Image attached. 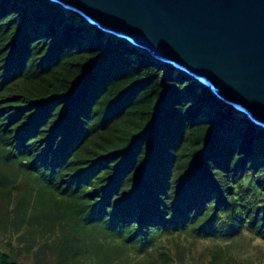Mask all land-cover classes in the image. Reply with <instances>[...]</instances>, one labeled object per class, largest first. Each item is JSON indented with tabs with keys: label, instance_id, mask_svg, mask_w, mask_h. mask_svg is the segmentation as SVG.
Returning <instances> with one entry per match:
<instances>
[{
	"label": "trees",
	"instance_id": "trees-1",
	"mask_svg": "<svg viewBox=\"0 0 264 264\" xmlns=\"http://www.w3.org/2000/svg\"><path fill=\"white\" fill-rule=\"evenodd\" d=\"M175 70L48 0H0V264H190L211 233L205 264H245L229 243L264 244V130Z\"/></svg>",
	"mask_w": 264,
	"mask_h": 264
},
{
	"label": "water",
	"instance_id": "water-1",
	"mask_svg": "<svg viewBox=\"0 0 264 264\" xmlns=\"http://www.w3.org/2000/svg\"><path fill=\"white\" fill-rule=\"evenodd\" d=\"M174 65L264 128V0H51Z\"/></svg>",
	"mask_w": 264,
	"mask_h": 264
},
{
	"label": "rangeland",
	"instance_id": "rangeland-1",
	"mask_svg": "<svg viewBox=\"0 0 264 264\" xmlns=\"http://www.w3.org/2000/svg\"><path fill=\"white\" fill-rule=\"evenodd\" d=\"M55 4L59 5V8H61L60 4L58 3H55ZM175 71H177V69ZM244 117L247 119L245 115ZM23 232L24 231L21 228L20 230H17L15 234H17L18 236H21ZM213 234L214 233L209 234V238H206V239L196 238L194 235H190L189 237H187L190 243V245L187 247L188 253L190 251L193 253L190 264L207 263L205 259L206 258L208 259L209 255L207 253H203V251H205L207 246H210L212 243H214L213 240L215 241V239L211 237V235L213 236ZM212 238L213 240H211ZM177 240L185 242V244L188 245V242L186 241V237L184 236L177 238ZM18 243L21 244V242H18ZM162 243L168 246L169 248L173 247V242L168 241L167 239L163 240ZM222 243H223V246L225 247L226 244L224 242ZM229 245L230 247L228 251L231 252V249H233V257L236 256V259L238 262L245 263V264H264V244L260 242L259 240L255 239L254 237L244 236L242 240L237 241V243L235 242L229 243ZM48 253L49 252H47V254ZM171 253L173 252H170V254ZM18 260L20 261L21 264H34V251L32 250L30 252H27L22 249L21 253L18 255Z\"/></svg>",
	"mask_w": 264,
	"mask_h": 264
},
{
	"label": "clouds",
	"instance_id": "clouds-1",
	"mask_svg": "<svg viewBox=\"0 0 264 264\" xmlns=\"http://www.w3.org/2000/svg\"><path fill=\"white\" fill-rule=\"evenodd\" d=\"M48 1H50V2H52L51 0H48ZM52 3H57V2H52ZM59 4V3H58ZM61 5V4H60ZM61 8L63 9V10H67V8L66 7H64V6H62L61 5ZM67 11H69V10H67ZM70 12H74V13H76V14H78L79 16H81L83 19H84V17L82 16V15H80L79 13H77V12H75V11H70ZM87 23H89L90 25H94V24H91L89 21H87L86 19H84ZM94 26H96V25H94ZM96 27H98V26H96ZM99 28V27H98ZM101 29V28H100ZM102 30V29H101ZM102 31H104V30H102ZM105 32V31H104ZM105 33H107V32H105ZM108 34H110V33H108ZM110 35H112V36H114V37H118V36H116V35H113V34H110ZM118 38H120V39H123L124 41H126V42H128V43H130L129 41H127L126 39H124V38H121V37H118ZM130 44H132V45H134L133 43H130ZM136 46V45H135ZM137 47H139V46H137ZM141 48V47H140ZM142 49V48H141ZM144 50V49H143ZM147 52V51H146ZM149 53V52H148ZM150 54V53H149ZM151 55V54H150ZM165 64V63H164ZM165 65H169V64H165ZM173 67H175L174 65H172ZM177 70H179L177 67H175ZM179 71H181V70H179ZM182 72V71H181ZM184 73V72H183ZM186 74V73H185ZM187 75V74H186ZM189 76V75H188ZM189 77H191V76H189ZM191 78H193V77H191ZM194 79V78H193ZM196 80V79H195ZM198 81V80H197ZM199 82V81H198ZM201 83V82H200ZM202 84V83H201ZM207 87V86H206ZM214 95H216L215 93H213ZM217 96V95H216ZM218 97V96H217ZM223 103H225L220 97H218ZM225 104H227V103H225ZM228 105V104H227ZM231 106V105H230ZM231 107H233V106H231ZM234 109H235V107H233ZM237 110V109H236ZM237 111H239V110H237ZM239 112H241V111H239ZM242 113V112H241ZM245 115V114H244ZM248 119V118H247ZM249 120V119H248ZM251 121V120H250ZM253 124H255L253 121H251ZM255 125H257V124H255ZM257 126H259V125H257ZM260 127V126H259ZM262 128V127H261ZM263 130H264V128H262ZM166 200H167V198H163L162 196H160V197H156V198H150L149 200H145V202H146V204H148V205H150L151 207H153V208H159V207H161V205H164L165 204V202H166ZM184 207H185V203H183V204H181V206H180V209H179V211H178V213L176 214V215H173L172 217H176L178 214H180L181 213V211L184 209ZM119 209H122V206H120L119 207ZM159 212H161V210H159ZM121 216H122V211H121ZM125 216V215H124ZM124 216H122V218L124 217ZM125 220H129V218H127V217H125Z\"/></svg>",
	"mask_w": 264,
	"mask_h": 264
},
{
	"label": "bare ground",
	"instance_id": "bare-ground-1",
	"mask_svg": "<svg viewBox=\"0 0 264 264\" xmlns=\"http://www.w3.org/2000/svg\"><path fill=\"white\" fill-rule=\"evenodd\" d=\"M208 88H210V87H208ZM211 89V88H210ZM212 91V90H211Z\"/></svg>",
	"mask_w": 264,
	"mask_h": 264
}]
</instances>
